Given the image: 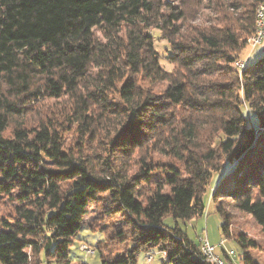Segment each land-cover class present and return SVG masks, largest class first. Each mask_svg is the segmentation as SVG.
<instances>
[{
    "label": "trees",
    "instance_id": "16d2710c",
    "mask_svg": "<svg viewBox=\"0 0 264 264\" xmlns=\"http://www.w3.org/2000/svg\"><path fill=\"white\" fill-rule=\"evenodd\" d=\"M263 2L0 0V264H84L69 258L84 226L104 235L101 264H207L179 224L225 172L210 195L223 240L224 202L264 233V59L234 68Z\"/></svg>",
    "mask_w": 264,
    "mask_h": 264
},
{
    "label": "rangeland",
    "instance_id": "374dc122",
    "mask_svg": "<svg viewBox=\"0 0 264 264\" xmlns=\"http://www.w3.org/2000/svg\"><path fill=\"white\" fill-rule=\"evenodd\" d=\"M167 2H171L173 4H177L178 0H165ZM95 34L100 38V34L95 31ZM151 35L154 39V45L156 50L161 56V60L165 58L166 55V47H168L167 43L163 41L159 33L156 30H152ZM261 59H264V44L258 46L254 49L250 48L248 45L245 50L240 52L239 61H243L246 67H253L256 63H258ZM161 65L165 71H171L172 67L166 62L161 61ZM51 104H49V107ZM153 163H173L171 160L167 158H163L161 156L155 155L153 156ZM234 168V167H233ZM225 173H221L219 175H215L213 178V191L215 188L214 181H219L220 177L225 176ZM222 175V176H221ZM216 178V179H215ZM215 179V180H214ZM212 181V180H211ZM212 190H208V193L203 197V203L205 206L204 216L187 222L185 224L180 223L179 226L182 230H185L188 237L191 240L198 241L201 238H206L208 243L215 248V255L218 258H223V253L234 252L235 255L240 257L241 251L236 246L234 240L239 236L243 235L247 240L255 243V249H249L246 251L247 255L250 257L252 261L256 264H264V233L261 229L255 224L253 219L246 214L238 213L234 211L230 205L224 202L222 205L223 211L229 215L228 220V229L231 234L232 240H223L224 238L221 235L220 227L223 224L221 217L216 213L214 207L210 203V195ZM12 213L10 204L8 200L4 196H0V220H8L9 215ZM95 218V212L93 209L85 217V223L88 225L93 222ZM166 224L172 226V220L167 219ZM104 240V235L96 232L92 233L87 226H84L80 232L78 233L77 238L74 241L72 248L69 251V258L72 261H81L84 264H101L99 257L97 254L89 256L82 252L83 246L88 248H93V246L98 242ZM236 256L231 259L227 264H240ZM147 257H151L152 261L150 263L147 262ZM163 254L160 253H151L149 255L140 254L138 256L136 264H163L162 258Z\"/></svg>",
    "mask_w": 264,
    "mask_h": 264
},
{
    "label": "built area",
    "instance_id": "2783aa9c",
    "mask_svg": "<svg viewBox=\"0 0 264 264\" xmlns=\"http://www.w3.org/2000/svg\"><path fill=\"white\" fill-rule=\"evenodd\" d=\"M257 16L259 17L258 32H255L254 39L250 40L247 44L252 49L264 44V10H262V12L259 13V15H257ZM243 65H244L243 61L237 60V66L240 68V70L242 69ZM198 242L200 244V252L202 254L203 261H206L208 264H211V257H218L215 255V248L213 246H211L208 243L207 239L204 237L199 239ZM81 250L86 255L92 256V250L93 249L85 246V249H81ZM226 255L230 259H233L236 256L234 252H229ZM150 259H151V257H147L148 263H150ZM219 262H224L223 258L222 259L219 258Z\"/></svg>",
    "mask_w": 264,
    "mask_h": 264
},
{
    "label": "bare ground",
    "instance_id": "6f19581e",
    "mask_svg": "<svg viewBox=\"0 0 264 264\" xmlns=\"http://www.w3.org/2000/svg\"><path fill=\"white\" fill-rule=\"evenodd\" d=\"M262 10H264V2L256 9L255 12V32H258V24H259V17L257 15H259V13L262 12ZM255 37V34H254ZM254 37L252 38V40L254 39ZM234 68L241 73L244 69H245V63L242 66V69L240 70V68L237 66V62L234 64ZM82 249H85V246L81 247ZM92 255H94V251L92 250ZM152 261V258L150 259V262ZM206 262V261H205ZM207 263V262H206ZM208 264V263H207ZM211 264H224V262H219V258L218 257H211Z\"/></svg>",
    "mask_w": 264,
    "mask_h": 264
}]
</instances>
